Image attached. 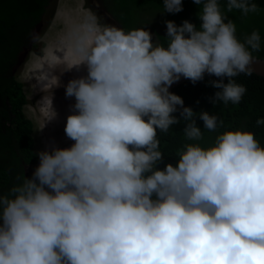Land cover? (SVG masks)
Masks as SVG:
<instances>
[{
  "label": "clouds",
  "instance_id": "9594fccd",
  "mask_svg": "<svg viewBox=\"0 0 264 264\" xmlns=\"http://www.w3.org/2000/svg\"><path fill=\"white\" fill-rule=\"evenodd\" d=\"M82 1L90 15L71 38L80 58L72 66L87 74L59 85L56 97L75 98L64 126L73 143L34 152L31 177L0 192V264H264V147L242 128L201 146L217 116L169 91L181 77L195 84L207 74L216 77L207 82L217 89L213 106L238 104L247 89L233 78L251 75L261 38L253 30L241 42L228 13L246 17L258 5L227 0L222 10L218 0H193L202 5L199 28L166 20L165 46L147 27L103 26ZM182 10V0H163V12ZM42 32L25 60L42 56ZM181 120L197 143L160 169L157 130Z\"/></svg>",
  "mask_w": 264,
  "mask_h": 264
},
{
  "label": "trees",
  "instance_id": "16d2710c",
  "mask_svg": "<svg viewBox=\"0 0 264 264\" xmlns=\"http://www.w3.org/2000/svg\"><path fill=\"white\" fill-rule=\"evenodd\" d=\"M117 6L126 10L145 9L156 14L157 23L165 24L172 20L180 25L188 20L199 28L201 20L197 13L198 6L193 0H182L183 10L178 13L163 12V0H114ZM222 10L227 0H218ZM260 11L250 13L246 17L239 10L228 13L236 24V36L243 42L253 30L260 34L261 47L252 55L264 58V0H254ZM55 0H0V192L7 193L23 175L31 177L25 166L34 163L38 157L33 152L32 122L25 117L22 108L27 104L23 92V84L11 75V66L18 60L19 53L27 46L31 32L44 16L52 9ZM159 13V14H158ZM43 30V28H41ZM40 29V30H41ZM41 33V32H40ZM158 41L166 46L167 39L158 35ZM216 77L205 74L204 80L193 84L186 80L175 86L170 92L179 95L184 105L193 111L206 110L218 118V127L214 131L202 129L203 147L214 143L218 134L229 129L242 128L254 133L256 139L264 147V125L257 126L256 120L264 118V77L251 72V75L239 74L233 79L246 87L247 91L238 104L217 102L215 106L209 102L217 89L207 82ZM225 82H227L225 78ZM179 115V113H174ZM219 121H223L222 124ZM196 124L203 128V122L197 117ZM185 122L170 127L167 133L157 130L163 160L157 164L160 169L167 163L176 164L178 153L189 141L183 133Z\"/></svg>",
  "mask_w": 264,
  "mask_h": 264
},
{
  "label": "rangeland",
  "instance_id": "374dc122",
  "mask_svg": "<svg viewBox=\"0 0 264 264\" xmlns=\"http://www.w3.org/2000/svg\"><path fill=\"white\" fill-rule=\"evenodd\" d=\"M74 1L75 0H57L58 10L56 11L55 18L52 21L53 26L50 27V29L51 28L55 29V32L51 31L52 35L49 38V42L51 44L53 42H57L56 39L58 37H59V43H61V42L63 43L66 40L65 38L63 39V32L61 30V25H58L56 23H59L60 21H62V19H63V23L69 22V20H67V22H66L64 16H65L66 12H69V11L71 12V10H69V9L63 10V8H68V7L72 6ZM59 5H62L63 8L62 9L59 8ZM83 5H84V3H83ZM54 6H53V8H54ZM85 11L86 10H84V9L82 10V7H75L73 9V14H72V16H70V22L69 23H70L71 29L73 26H74L75 30L77 29L76 31H74L75 33L81 30L80 26H82L87 20V18H86L87 16L85 15ZM52 12H53V9H52V11L50 10L47 13V15L44 16L43 32L45 31V29H47L46 27L50 23V18H51ZM75 25H76V27H75ZM70 31L71 30H69V33H71L70 36L72 38V36H73L72 31L71 32ZM43 32H42V34H43ZM45 37H48V36L45 35ZM37 43L39 44L38 49L41 48V46H44V43L42 41L40 42L38 40ZM55 51L56 50H54L53 52H55ZM38 54L41 55V52L39 51ZM71 55H72V53H71ZM71 60H73V62H75V58H71ZM77 61H78V59H76V62ZM35 62H36V60H34V63ZM69 66L71 67L72 64L69 63ZM21 67H23V64L19 68L16 69V72L14 75L23 84V92L27 98V104H25L23 106L22 111H23V114L25 115V117L31 119V122L33 125V130H32L33 152L40 151L39 144H40L41 140L39 137L38 128H43L44 125L52 126L53 124L56 123L57 120H58V125H53L54 127L51 130H48L49 133L46 132V136L44 137L45 141H47L49 143L47 145V147H50V148L52 146L61 147V148L69 147L73 143V141L69 140L66 137L65 132H64V126H65V122H66V117L68 116V114H67L68 107H70L69 109H72L71 105H73L75 103V98L74 97H68L67 102H65V100L64 101L61 100L60 98H56L62 92L60 90L61 87H64L63 91L65 92V86H59V85H61V84L66 85L69 81L68 76L64 73H60L61 84L56 86V88L59 91L54 90L53 92L55 93L56 96H54V94L51 93L52 94L51 96L48 95L45 98V96H40V95L35 96L36 95L35 93L37 92V87H36L37 81L34 78L33 72L31 71V69L23 72V71H21ZM28 67H30V66H28ZM77 68H79V67H77ZM83 70H84V72H83L82 76H86V74H87L86 67ZM72 73H73V70H72ZM79 77H81V76H79ZM75 78H78V76H75ZM48 80H50V79H48ZM53 112L55 113V116L52 119H49L53 115ZM34 167H35V165L32 166L33 170H34Z\"/></svg>",
  "mask_w": 264,
  "mask_h": 264
},
{
  "label": "bare ground",
  "instance_id": "6f19581e",
  "mask_svg": "<svg viewBox=\"0 0 264 264\" xmlns=\"http://www.w3.org/2000/svg\"><path fill=\"white\" fill-rule=\"evenodd\" d=\"M59 6H61V5H59ZM75 7H82V10L84 9V10H86L85 9V6L83 5V1L82 0H75L74 1V3H73V5L72 6H70V7H68V8H63V10L64 9H69V10H71V12L69 11V12H66L65 13V16L67 15H70V16H72V14H73V9L75 8ZM59 8H61V7H59ZM58 10V8L56 7V10H55V14H56V11ZM62 11V10H61ZM78 12V11H77ZM85 15L88 17L89 15H90V13L86 10L85 11ZM69 16V17H70ZM86 17V18H87ZM54 18H55V16H54ZM54 18H53V20H54ZM65 19H66V17H65ZM70 19V18H69ZM70 22V21H69ZM63 23L62 21H60L59 23H56V24H58V25H61V30H62V32H63V39L65 38L66 39V41H67V43H66V46L64 47L65 48V52L63 53L62 51H63V48H62V53H60V50H61V48L60 49H58L59 50V52L58 51H56V52H58L59 54H55V52H52V49H53V46H54V44H57V43H59L58 41H59V37L56 39L57 40V42H53L52 44L49 42V38L51 37V32H50V34L48 35V37H45V35L47 34V32L49 31V29H50V27L51 26H53L52 25V21L49 23V25L47 26V29L45 30V32L42 34V36H41V40L44 42V44H45V47H44V51H43V54H42V56L41 57H39V56H36V55H34L33 54V52H31L30 53V56H29V58L27 59V60H25L22 64H23V67H21V71H23V72H25V71H28V70H30L31 69V71L33 72V75H34V78L36 79V81H37V84H36V87H37V92L35 93L36 95L35 96H47V95H50L51 93H53L54 94V96H56L55 95V93L53 92L54 90L55 91H59L57 88H56V86L57 85H59V84H61V77H60V73H64V74H66L67 76H68V78H69V80L70 79H73V78H75V76H82L83 75V72H84V70L83 69H85V66L83 65V64H81L80 66H79V68H77V66H75L76 68H77V71H76V68H74V70L73 71H76V74H75V76L73 77V75L71 74V72H70V68H69V66L67 65L68 63H71L72 65L76 62V59H80L79 58V56L78 55H76V54H74V52H73V49H72V44H71V40H69V39H71V36H70V34L71 33H69V30H71L72 31V35L75 33L74 31H76L75 29H74V26L72 27V29L70 28V23ZM82 23V22H81ZM75 27H76V25H75ZM79 28V27H78ZM80 28H81V26H80ZM79 28V29H80ZM74 29V30H73ZM55 30V29H54ZM70 31V32H71ZM64 43V42H63ZM62 43V45L64 46V44ZM60 44V43H59ZM57 46V45H56ZM55 46V47H56ZM55 47H54V49H55ZM71 53H72V55H71ZM33 59H32V58ZM64 58H66L67 60L65 61L64 60ZM71 58H75V62H73V60H71ZM32 59V60H31ZM39 59V60H38ZM34 60H36V62L34 63ZM50 61H54V64L55 63H57V61L58 62H60L61 64L60 65H58L56 68H55V71H56V74L55 75H53V74H51V78H50V75L48 76V72L50 71V70H53L54 68H50L49 69V63L48 62H50ZM32 62V63H31ZM45 62V63H44ZM44 63V64H43ZM42 64H43V66H42ZM30 65V67H28ZM42 66L43 67V72H37V68H38V66ZM73 68V67H72ZM72 70V69H71ZM54 72V71H53ZM50 73V72H49ZM73 73H75V72H73ZM45 77H48V79L50 78V80H48V81H44V78ZM55 77V83H53V81L54 80H52L53 78ZM50 116V115H49ZM58 125V124H57ZM48 125H44V127L43 128H38V133H39V137H40V144H39V149L40 150H43V149H45L46 147H47V145L49 144L47 141H45V139H44V137L46 136V132L47 133H49V131L46 129V127H47ZM47 148H49L50 149V147H47ZM39 163V161L35 164V167L37 166V164ZM34 167V168H35Z\"/></svg>",
  "mask_w": 264,
  "mask_h": 264
},
{
  "label": "flooded vegetation",
  "instance_id": "af4514ba",
  "mask_svg": "<svg viewBox=\"0 0 264 264\" xmlns=\"http://www.w3.org/2000/svg\"><path fill=\"white\" fill-rule=\"evenodd\" d=\"M85 2L103 26L114 25L125 31L147 27L153 33L154 42L158 40V35L165 36L166 25L157 23L156 14L153 11L145 9L126 10L117 6L114 0H85ZM28 43L29 40L27 45ZM33 48L37 49L36 43H34ZM16 62L11 66V75Z\"/></svg>",
  "mask_w": 264,
  "mask_h": 264
},
{
  "label": "water",
  "instance_id": "95a60500",
  "mask_svg": "<svg viewBox=\"0 0 264 264\" xmlns=\"http://www.w3.org/2000/svg\"><path fill=\"white\" fill-rule=\"evenodd\" d=\"M43 26V22L40 21L32 30V34H31V38L29 40V43L26 47L23 48V51L20 53L19 58L12 70V73H14V71L16 70V68L22 64L24 62V60L26 59V56L28 54V52L30 51V47L32 45V43L37 39L40 28ZM253 56V55H252ZM251 68V72L264 77V58L262 57H257V56H253V60L252 63L250 65ZM187 79L181 77L180 80L178 82H175L171 85V87L169 88V91L175 87L176 85L181 84L182 82L186 81Z\"/></svg>",
  "mask_w": 264,
  "mask_h": 264
},
{
  "label": "crops",
  "instance_id": "0c3cea01",
  "mask_svg": "<svg viewBox=\"0 0 264 264\" xmlns=\"http://www.w3.org/2000/svg\"><path fill=\"white\" fill-rule=\"evenodd\" d=\"M59 7H61V9H62V5L59 6ZM69 16H70V15H68V16H67V15L64 16V18L66 17V19H65L66 22H67V20L70 21V19H69L70 17H69ZM62 22H63V19H62ZM51 31L55 32V30L51 28V29H49V31H48V33L46 34V36H48V34H50ZM69 40H71V39H69ZM67 41H68V40H67ZM67 41H66V40L64 41V43H63L64 46L62 45V42H61L60 44H59V43L54 44L52 51L56 50V51L59 52L58 49L61 48L60 53H62V52L64 53V52H65V51H64V50H65L64 47L66 46ZM58 42H59V41H58ZM54 43H55V42H54ZM56 45H57V46H56ZM55 46H56V47H55ZM54 47H55V49H54ZM62 48H63V51H62ZM56 51H55V54H59V53L56 52ZM61 51H62V52H61ZM64 60L66 61L67 59L64 58ZM31 63H32V62H31ZM48 63H49V69H50V68L52 69V68H54V67L56 68L58 65L61 64V63L58 62V61H57V63H55V64H54V61H50V62H48ZM67 65L69 66V63H68ZM29 66H30V65H29ZM55 68H54L53 70H50V71H49L50 73L48 72V76L50 75V78H51V74H53V75L56 74ZM69 68H70V72H71V74H72V75L74 74V75H73V77H74L75 74H76V71H77V70H76V71H73V72H75V73H72V70H74V68H76V67L73 66V68H71V67L69 66ZM71 69H72V70H71ZM76 69H77V68H76ZM37 71L40 72V73L43 72V67H42L41 65L38 66ZM53 71H54V72H53ZM50 78H49V79H50ZM47 79H48V77H45V78H44V81H47ZM52 80H54L53 83L56 82V81H55V80H56L55 77H54ZM69 108H70V107H68V111H67V114H68V115L73 111L72 109H69ZM69 110H70V111H69ZM57 124H58V120H57L56 123L53 124V125H57ZM53 125H52V126L48 125V126L46 127V129H47V130H51V129L54 127Z\"/></svg>",
  "mask_w": 264,
  "mask_h": 264
}]
</instances>
